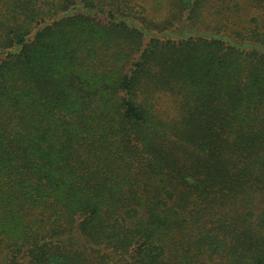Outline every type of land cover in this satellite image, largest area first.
Wrapping results in <instances>:
<instances>
[{
    "label": "trees",
    "instance_id": "trees-1",
    "mask_svg": "<svg viewBox=\"0 0 264 264\" xmlns=\"http://www.w3.org/2000/svg\"><path fill=\"white\" fill-rule=\"evenodd\" d=\"M0 264H264V0H0Z\"/></svg>",
    "mask_w": 264,
    "mask_h": 264
},
{
    "label": "rangeland",
    "instance_id": "rangeland-1",
    "mask_svg": "<svg viewBox=\"0 0 264 264\" xmlns=\"http://www.w3.org/2000/svg\"><path fill=\"white\" fill-rule=\"evenodd\" d=\"M201 28L207 29L208 31H212L211 30V25L209 23H207L206 25L202 26Z\"/></svg>",
    "mask_w": 264,
    "mask_h": 264
}]
</instances>
